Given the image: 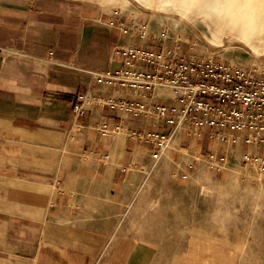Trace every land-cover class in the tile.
Listing matches in <instances>:
<instances>
[{
	"label": "crops",
	"instance_id": "obj_1",
	"mask_svg": "<svg viewBox=\"0 0 264 264\" xmlns=\"http://www.w3.org/2000/svg\"><path fill=\"white\" fill-rule=\"evenodd\" d=\"M119 22L142 26L94 0H0V264H264L232 226L174 224L151 235L127 227L139 166L154 147L127 132L160 123L104 104L132 95L96 75L122 64L119 47L157 50L161 32L141 40ZM154 95L173 103L166 87ZM118 205L122 231L107 212Z\"/></svg>",
	"mask_w": 264,
	"mask_h": 264
},
{
	"label": "built area",
	"instance_id": "obj_2",
	"mask_svg": "<svg viewBox=\"0 0 264 264\" xmlns=\"http://www.w3.org/2000/svg\"><path fill=\"white\" fill-rule=\"evenodd\" d=\"M118 26L123 34L148 38L144 25L138 29L134 22H119ZM166 40H159L157 50L119 47L113 57L121 51L125 57L122 64L113 72L96 75L98 82L132 95L119 100L111 97L104 104L160 123V130L129 129L127 136L154 146L151 156L158 159L173 131L184 127L190 142L200 141L187 168H193L202 157L208 162L209 172L221 173L231 160L228 153L242 144L254 150L243 152L241 163L264 173V68H248L214 56L198 57L185 51L177 39L171 43ZM163 87L168 89L173 104L154 101L155 89ZM72 112L75 117L82 116V104L75 103ZM164 126L171 130L166 132ZM204 138L220 146L225 144L224 151L211 148L202 155Z\"/></svg>",
	"mask_w": 264,
	"mask_h": 264
},
{
	"label": "rangeland",
	"instance_id": "obj_3",
	"mask_svg": "<svg viewBox=\"0 0 264 264\" xmlns=\"http://www.w3.org/2000/svg\"><path fill=\"white\" fill-rule=\"evenodd\" d=\"M94 1L107 9L119 10L131 20H139L141 25L147 27L146 37L154 29L158 35L161 32L158 36L160 39L166 37L170 43L177 39L184 50L192 55L205 58L214 56L248 68H264V58L261 60L257 56L261 53L264 55V38L259 35L258 26H253L254 35L248 46L241 48L238 45L225 46L214 25L200 23L205 38L222 45L221 51L210 53L207 44L183 25L176 23L170 26L166 19L159 21L157 15L158 19L151 18L130 4L122 6L108 3L107 0ZM177 131L178 135L169 141V147L165 152L161 151L158 159L148 156L139 166L137 182L140 187L135 192L134 207L127 210V227L135 234L151 235L153 232L166 234L174 224L206 228L232 226L235 231L240 234L244 232L249 237L246 243L248 248L258 249L264 256V173L255 166H244L241 163V150L228 153L231 160L221 173L209 172L208 162L202 157L199 163L193 164V168H187L186 165L194 159L196 143L200 141L190 142L185 137L184 127H179ZM201 143L202 155L206 153L209 143L214 149L219 146L207 138ZM182 168L187 169L185 179L181 177ZM130 194L128 196L131 198L133 192ZM107 212L115 214L109 222L122 231L121 205Z\"/></svg>",
	"mask_w": 264,
	"mask_h": 264
},
{
	"label": "bare ground",
	"instance_id": "obj_4",
	"mask_svg": "<svg viewBox=\"0 0 264 264\" xmlns=\"http://www.w3.org/2000/svg\"><path fill=\"white\" fill-rule=\"evenodd\" d=\"M107 2L122 6L130 4L151 18L158 19L157 15L161 18L159 21L166 19L170 26L176 23L183 25L192 31L196 38L207 44L210 53L221 51L222 45L206 39L200 23L214 25L225 46L247 47L251 36L254 35L253 26L260 27L259 35L264 38V0H107ZM257 56L261 60L264 58L262 53ZM176 134L177 130L175 136ZM169 140L173 141L174 138ZM166 144L162 152L169 147V141Z\"/></svg>",
	"mask_w": 264,
	"mask_h": 264
}]
</instances>
